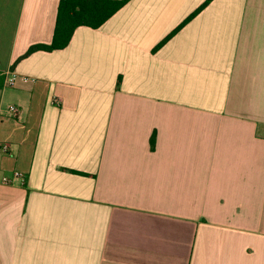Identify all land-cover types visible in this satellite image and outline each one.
I'll list each match as a JSON object with an SVG mask.
<instances>
[{"label":"crops","instance_id":"0c3cea01","mask_svg":"<svg viewBox=\"0 0 264 264\" xmlns=\"http://www.w3.org/2000/svg\"><path fill=\"white\" fill-rule=\"evenodd\" d=\"M61 1L0 0V264H264V0H129L28 55Z\"/></svg>","mask_w":264,"mask_h":264},{"label":"trees","instance_id":"16d2710c","mask_svg":"<svg viewBox=\"0 0 264 264\" xmlns=\"http://www.w3.org/2000/svg\"><path fill=\"white\" fill-rule=\"evenodd\" d=\"M129 0H62L54 36L50 45H36L28 55L37 51H54L66 48L75 31L82 26L98 29L121 10ZM155 137L152 138V145Z\"/></svg>","mask_w":264,"mask_h":264},{"label":"built area","instance_id":"2783aa9c","mask_svg":"<svg viewBox=\"0 0 264 264\" xmlns=\"http://www.w3.org/2000/svg\"><path fill=\"white\" fill-rule=\"evenodd\" d=\"M15 80H16V76L15 75H12L9 79H8V85L9 86H13L15 84ZM10 113L12 115H17L19 113V109L15 106H11L10 109H9ZM15 177L16 179H23V175H21L20 173H15ZM4 182L6 184H10L11 183V179L10 178H5L4 179Z\"/></svg>","mask_w":264,"mask_h":264}]
</instances>
